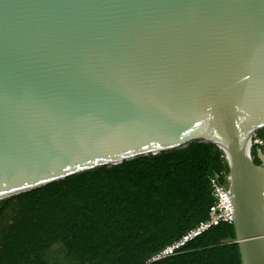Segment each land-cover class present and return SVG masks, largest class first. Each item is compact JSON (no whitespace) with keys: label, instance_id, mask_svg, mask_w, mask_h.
<instances>
[{"label":"water","instance_id":"obj_1","mask_svg":"<svg viewBox=\"0 0 264 264\" xmlns=\"http://www.w3.org/2000/svg\"><path fill=\"white\" fill-rule=\"evenodd\" d=\"M264 0H0V201L193 142L264 264Z\"/></svg>","mask_w":264,"mask_h":264},{"label":"trees","instance_id":"obj_2","mask_svg":"<svg viewBox=\"0 0 264 264\" xmlns=\"http://www.w3.org/2000/svg\"><path fill=\"white\" fill-rule=\"evenodd\" d=\"M228 173L224 153L209 142L80 173L1 200L0 216L11 222L4 246L26 248L37 264H48L52 246L75 264H241L226 222L148 263L209 219L212 181L225 186Z\"/></svg>","mask_w":264,"mask_h":264},{"label":"built area","instance_id":"obj_3","mask_svg":"<svg viewBox=\"0 0 264 264\" xmlns=\"http://www.w3.org/2000/svg\"><path fill=\"white\" fill-rule=\"evenodd\" d=\"M248 149L251 155V150L258 149L264 156V134L260 135L257 132L253 133L248 142ZM212 195L214 202L210 207L209 219L199 223L196 227L187 231L180 239L172 242L157 254H155L148 263L159 261L171 256H174L182 250L189 242L202 235L212 226L220 222L231 224L233 218V209L228 195V178L225 186H220L212 181ZM264 195V190H263Z\"/></svg>","mask_w":264,"mask_h":264},{"label":"flooded vegetation","instance_id":"obj_4","mask_svg":"<svg viewBox=\"0 0 264 264\" xmlns=\"http://www.w3.org/2000/svg\"><path fill=\"white\" fill-rule=\"evenodd\" d=\"M5 216H0V264H37L36 258L28 257V252L26 248L19 247H7L4 246L7 239L8 226L11 225L10 218L8 214ZM9 221V224L6 223ZM8 231V230H7ZM57 246H52L45 256L43 262L45 261L48 264H75L73 262H69L66 258V255H58L57 257H49L50 252L56 248ZM57 251L59 252V248L57 247Z\"/></svg>","mask_w":264,"mask_h":264},{"label":"rangeland","instance_id":"obj_5","mask_svg":"<svg viewBox=\"0 0 264 264\" xmlns=\"http://www.w3.org/2000/svg\"><path fill=\"white\" fill-rule=\"evenodd\" d=\"M251 156H252V158H254V151L253 150H251ZM58 255H60V254L57 251V247H56L50 252L49 257H57Z\"/></svg>","mask_w":264,"mask_h":264},{"label":"crops","instance_id":"obj_6","mask_svg":"<svg viewBox=\"0 0 264 264\" xmlns=\"http://www.w3.org/2000/svg\"><path fill=\"white\" fill-rule=\"evenodd\" d=\"M254 150V149H253ZM254 155H255V153H254Z\"/></svg>","mask_w":264,"mask_h":264}]
</instances>
